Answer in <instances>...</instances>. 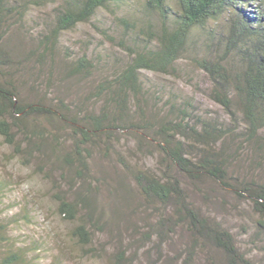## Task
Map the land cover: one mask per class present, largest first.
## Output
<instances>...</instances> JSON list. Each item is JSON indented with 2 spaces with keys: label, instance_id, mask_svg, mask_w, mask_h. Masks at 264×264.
Instances as JSON below:
<instances>
[{
  "label": "trees",
  "instance_id": "16d2710c",
  "mask_svg": "<svg viewBox=\"0 0 264 264\" xmlns=\"http://www.w3.org/2000/svg\"><path fill=\"white\" fill-rule=\"evenodd\" d=\"M244 1L174 0L178 8L174 11L168 0H143V12L161 19L159 29L143 28L144 43L127 47V64L109 69L99 64L108 74L91 83L78 101H68L62 86L72 78L90 79L98 65L85 54L70 64H58L52 57L59 36L89 21L101 8H120L124 0H58L35 46L38 64L20 62L5 37L16 13L22 21L28 3H20L19 11L11 0H0V135L24 163L51 182L60 216L73 220L82 208L89 210L96 199L102 200L99 197L106 191L117 205L115 214L124 220L125 208L137 198L142 209L158 212L141 232L147 242L154 236L160 242L177 227H184L192 241H204L219 255L220 264H254L239 250L232 233L190 200L182 179L187 177L195 185L212 181L248 199L259 217L258 227L264 229V183L238 180L229 173L231 154L239 156L242 149L252 148L264 155V20L261 10L248 14L242 7ZM223 13L227 15L224 30L218 37L212 32L206 35L211 57L196 58L194 65L209 78V97L226 112L228 122L198 115L191 123L189 103L177 105L170 99L166 116L155 119L148 114L152 91L145 88L142 71L176 72L178 59L190 48V38L196 36L195 43L197 34L204 35L197 31ZM33 78L46 85L45 93L37 94L42 86L37 82L29 87L32 98H28L21 90ZM125 130L136 136L137 150L158 154V169L132 163L119 151L117 133ZM111 154L120 173H98L95 156ZM22 207L17 214L26 217L29 209ZM1 213L0 239H4L6 224ZM88 214L92 215L90 210ZM74 231L82 242H91L90 230L83 224ZM123 249L121 254L128 247ZM22 255V249L15 248L6 257L28 264ZM4 259V264H13Z\"/></svg>",
  "mask_w": 264,
  "mask_h": 264
},
{
  "label": "rangeland",
  "instance_id": "374dc122",
  "mask_svg": "<svg viewBox=\"0 0 264 264\" xmlns=\"http://www.w3.org/2000/svg\"><path fill=\"white\" fill-rule=\"evenodd\" d=\"M24 1L28 5L22 21L16 13L5 37L9 38L12 55L19 56L20 62L38 64L34 54L35 46L58 0H11V3L21 11L19 4ZM142 4L143 0H124L120 8H101L89 21L78 23L74 28L61 33L52 57L58 64H70L71 60L85 54L93 64L98 65L90 79L76 81L78 78H72L62 86L61 93L68 101H78L91 83L94 84V81L108 74L107 70H103V64H107L108 69L127 64V47L135 48L144 43L146 37L144 34L142 37L143 28L148 30L152 27V32L159 29L161 19L157 15L145 14ZM168 4L174 11L178 9L174 0H168ZM242 7L250 15L261 10V19L264 20V0H247ZM226 18L227 15L223 13L210 19L205 29L197 31L205 36L197 34L199 39L195 43L193 41L196 36L190 38V48L178 59L176 72L161 74L142 71L141 79L145 88L152 91L147 105L148 114H153L155 119L166 116L167 101L170 99L177 105L189 103L187 111L193 119L191 123L195 122L198 115L228 122L226 112L209 97V78L194 65L196 58L211 57L212 49L206 44L209 40L206 35L212 32L218 37V33L226 26ZM223 48L220 47L219 53ZM33 80L29 79L28 85L22 87L23 96L32 98L29 87L41 82ZM41 85V91H37V94L45 93L46 85ZM237 121L243 124L239 117ZM117 135L119 142L116 146L129 161L141 167L158 169V154L155 151L154 155H150L146 150H137L136 140L133 139L136 136L126 130ZM231 156V176L238 180L254 179L264 183L263 154L255 153L251 148L242 149L239 156ZM23 160L0 135V181L4 183H0V211L6 224L2 235L7 236L0 239V264H4L2 258L15 248L22 249L23 260L28 264H220L217 260L219 255L204 241H192L184 227H177L160 242L155 236L147 242L141 232L147 228L148 222L156 218L158 212L142 209L137 198L133 199L131 206L125 208L124 220L115 214L117 205L112 204L113 200L106 196V191H102L99 197L102 200L96 199V205L89 209L91 216L89 210H84L87 208H82L73 220L65 219L55 209L51 182L38 173L36 167ZM32 162L35 160L32 159ZM95 164L98 173L103 170L120 173L114 154L108 157L96 155ZM182 179L190 200L202 214L227 228L234 236L239 250L254 264H264V229L258 227L259 217L253 211L250 201L237 197L230 189L212 181L206 180L195 185L187 177L183 176ZM21 207L29 209L26 217L17 214ZM78 224L90 230V243L82 242L75 234L74 228ZM124 246L128 249L125 254H121ZM4 260L6 263L12 261L17 264L10 257Z\"/></svg>",
  "mask_w": 264,
  "mask_h": 264
},
{
  "label": "bare ground",
  "instance_id": "6f19581e",
  "mask_svg": "<svg viewBox=\"0 0 264 264\" xmlns=\"http://www.w3.org/2000/svg\"><path fill=\"white\" fill-rule=\"evenodd\" d=\"M226 24H227V23H226ZM226 24H225V25H226Z\"/></svg>",
  "mask_w": 264,
  "mask_h": 264
}]
</instances>
